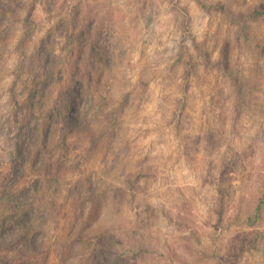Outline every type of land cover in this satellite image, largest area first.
I'll return each mask as SVG.
<instances>
[{"label": "rangeland", "instance_id": "rangeland-1", "mask_svg": "<svg viewBox=\"0 0 264 264\" xmlns=\"http://www.w3.org/2000/svg\"><path fill=\"white\" fill-rule=\"evenodd\" d=\"M264 0H0V264H264Z\"/></svg>", "mask_w": 264, "mask_h": 264}, {"label": "trees", "instance_id": "trees-1", "mask_svg": "<svg viewBox=\"0 0 264 264\" xmlns=\"http://www.w3.org/2000/svg\"><path fill=\"white\" fill-rule=\"evenodd\" d=\"M264 15V12L262 11H253L251 16L255 18V16Z\"/></svg>", "mask_w": 264, "mask_h": 264}]
</instances>
